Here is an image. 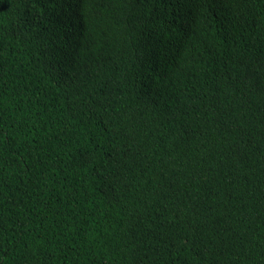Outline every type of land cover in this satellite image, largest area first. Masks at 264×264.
Listing matches in <instances>:
<instances>
[{
    "label": "trees",
    "instance_id": "trees-1",
    "mask_svg": "<svg viewBox=\"0 0 264 264\" xmlns=\"http://www.w3.org/2000/svg\"><path fill=\"white\" fill-rule=\"evenodd\" d=\"M0 264H264V0H0Z\"/></svg>",
    "mask_w": 264,
    "mask_h": 264
}]
</instances>
